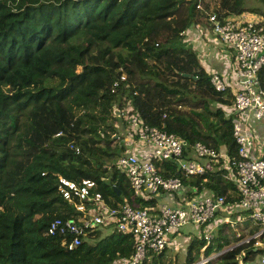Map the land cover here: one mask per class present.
Wrapping results in <instances>:
<instances>
[{
  "label": "trees",
  "instance_id": "1",
  "mask_svg": "<svg viewBox=\"0 0 264 264\" xmlns=\"http://www.w3.org/2000/svg\"><path fill=\"white\" fill-rule=\"evenodd\" d=\"M198 1L0 0V264H113L130 257L131 232L103 233L107 227L94 226L71 248L46 232L55 217L75 219L57 188L58 175L92 179L108 207L158 202L135 195L114 166L116 156L132 146L122 143L113 124L121 96L143 123L163 124L186 145L198 141L222 148L229 160L238 158L232 94L227 87H212L182 33L189 24L207 23L209 13L220 18L264 13L243 0H218L210 8L201 0L197 7ZM257 76L264 88V65ZM155 164L163 176H178L186 187L203 185L221 195L224 206L238 203L224 168L183 175L171 161ZM238 213L239 234H225L223 223L207 241L203 234L191 237L181 264L252 262L262 248L252 247L250 235L260 224L245 211ZM244 232L249 237L240 241ZM259 237L264 239V231ZM165 249L148 250L137 264H167Z\"/></svg>",
  "mask_w": 264,
  "mask_h": 264
},
{
  "label": "built area",
  "instance_id": "2",
  "mask_svg": "<svg viewBox=\"0 0 264 264\" xmlns=\"http://www.w3.org/2000/svg\"><path fill=\"white\" fill-rule=\"evenodd\" d=\"M261 20L249 12L225 18L209 13L207 17L209 30L232 55L235 88H231L216 70L208 68L207 73L215 90L227 87L232 94L229 110L235 114L231 134L237 159L229 160L223 149L216 150L198 141L186 145L180 136L166 132L163 124L156 127L143 123L130 107L121 127V141L123 144L129 141L132 146L116 156L114 166L126 175L135 195L154 196L158 200L156 205L134 208L122 203L108 207L92 179L72 180L58 175L57 188L75 211V219L55 217L48 222L46 232L59 235L61 244L67 248L77 245L83 233L94 226L131 232L132 254L129 258L119 257L113 264H137L148 250L162 249L181 227L205 226L217 210L239 209L245 211L251 221L260 224V229L251 237L253 244L262 248L257 264H264V244L258 245L259 234L264 231V158L250 155L255 144L238 119L243 112H250L254 119L264 123V88L257 76L264 65V23ZM124 77L123 73L119 76L120 79ZM67 147L79 151L73 143H68ZM160 160L173 162L183 175L201 174L206 168H224L223 175L233 183L238 203L224 206L223 197L214 195L202 183L199 189L189 188L182 185L178 176H163L155 164ZM163 196L170 202L162 200ZM241 220L242 217L235 216V221ZM209 229L203 234L206 241L215 233L211 227Z\"/></svg>",
  "mask_w": 264,
  "mask_h": 264
},
{
  "label": "rangeland",
  "instance_id": "3",
  "mask_svg": "<svg viewBox=\"0 0 264 264\" xmlns=\"http://www.w3.org/2000/svg\"><path fill=\"white\" fill-rule=\"evenodd\" d=\"M201 1L203 3H206L207 6H209V8L216 6L217 3H218V0H201ZM243 3L245 5L258 7L260 9V11H262L264 13V1L262 2L260 0H243ZM199 4H201V3L199 2ZM249 13L260 16L262 18L261 21L264 23V15L262 13H258V12H249ZM200 23L203 24L202 26L205 28L204 31H205L206 35H208L209 37L212 38L211 41L215 44V46L218 47L219 49L227 52L225 46L221 43L219 38H217V36L214 35L209 30L210 25L208 23L204 22V21H201V20H200ZM187 44H189V43H187ZM230 64H231V61H230ZM207 68H209V67H207ZM120 99H121V107H120L121 112H120V114L118 116L119 120L115 121L113 124L115 125V127L117 129V135L119 136V139L121 140L123 137H121L122 129H121V125H120L119 122L120 121H122V122L125 121V119H126V117L128 115V112H129V108L131 107V105L128 102L129 99L127 98V96H124V98H123V96H121ZM212 105L213 106H219V103H213ZM180 109L185 110L186 107L185 106H181ZM126 145H128V144H125V146ZM238 211H239V209L238 210H235V209L227 210V209L223 208L221 210H217L215 212L214 216L208 222V224H206L203 227H200V226L195 225V224H188V225H185V226L181 227L180 230L176 234L172 235V237L170 239V242H168L167 245H166L164 258H165V261L167 262V264H181L182 260H183V257H184V246L187 243L188 239H190L193 236H198V235L204 234L205 232H208V230H210L209 229L210 227L213 229L212 231L215 232L211 236H215L216 235L217 227H219L223 223H227L228 224V228H226L225 231H224L225 234L230 235L232 232L235 235L239 234L240 233V229H239V225H238L239 223L234 221L235 216H239L240 215L238 213ZM112 229H113L112 227L103 228V233H107V232L111 231ZM248 237L249 236L246 235V232H244V238H241L240 241L246 240ZM250 237H251V235H250ZM258 240L260 241V243L258 245L262 246L264 244L263 243L264 239L259 237ZM252 247H256V246L254 244H252ZM216 254H218V252L212 253L210 257L215 256ZM238 257H240V255H238ZM258 258H259V252H257L254 255V257L252 259V262H248V263H245V264H251V263L252 264H257ZM199 260H200V262H202V261L205 260V258L204 257H200ZM238 261H239V258H238Z\"/></svg>",
  "mask_w": 264,
  "mask_h": 264
},
{
  "label": "crops",
  "instance_id": "4",
  "mask_svg": "<svg viewBox=\"0 0 264 264\" xmlns=\"http://www.w3.org/2000/svg\"><path fill=\"white\" fill-rule=\"evenodd\" d=\"M202 25L203 24L200 23V21L190 24L183 31L182 40L189 43L190 46L195 50L201 65L206 71L208 70L207 67L214 70L216 69L221 75L222 79L231 88H235L236 85L231 70L232 55L230 51L226 47L225 48L227 52L216 47L211 41L212 38L206 35L204 31L205 28ZM238 119L240 120L242 127L247 131L254 141L255 146L250 155L252 157L264 158V123L254 119L250 112H243L241 115H239ZM161 199L168 200V202H170L168 197L166 198L163 196ZM171 237L172 235L170 236L168 242H170Z\"/></svg>",
  "mask_w": 264,
  "mask_h": 264
},
{
  "label": "water",
  "instance_id": "5",
  "mask_svg": "<svg viewBox=\"0 0 264 264\" xmlns=\"http://www.w3.org/2000/svg\"><path fill=\"white\" fill-rule=\"evenodd\" d=\"M113 112H114V115H117L119 111H118L117 108H114V109H113Z\"/></svg>",
  "mask_w": 264,
  "mask_h": 264
},
{
  "label": "clouds",
  "instance_id": "6",
  "mask_svg": "<svg viewBox=\"0 0 264 264\" xmlns=\"http://www.w3.org/2000/svg\"><path fill=\"white\" fill-rule=\"evenodd\" d=\"M122 127V126H121ZM220 149H222V148H220Z\"/></svg>",
  "mask_w": 264,
  "mask_h": 264
}]
</instances>
